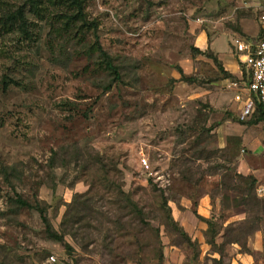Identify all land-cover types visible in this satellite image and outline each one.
I'll use <instances>...</instances> for the list:
<instances>
[{"label":"rangeland","instance_id":"374dc122","mask_svg":"<svg viewBox=\"0 0 264 264\" xmlns=\"http://www.w3.org/2000/svg\"><path fill=\"white\" fill-rule=\"evenodd\" d=\"M84 4L100 44L128 71L110 91L101 89L109 78L95 72L96 58L87 59L74 48L69 54H51L42 44L46 30L39 52L34 44L22 45L14 36L0 37V81L12 80L5 91L0 83V167L13 165L21 172L12 186L0 174V261L264 264L260 147L264 122L255 124L253 116L238 120L235 88L227 86L231 79L223 81L210 58L192 52V47L200 46L197 34L203 31L208 44L203 51L214 55L210 44L215 41L230 62L238 60L234 39L245 36L236 30L243 28V19L257 26L264 0H85ZM248 37L257 41V36ZM87 39L93 41L91 32ZM178 68L194 76L195 82L178 81ZM199 110L212 129L201 143L208 150L218 149L216 132L224 123L221 132L243 130L249 141L234 136L226 150H217L206 160H195L189 152L182 155L193 139L186 132L200 118ZM53 151L58 155L51 169ZM102 164L108 165L111 192L98 184ZM233 166L238 173L255 177L254 187L246 181H229ZM117 186L123 191L119 202H115ZM14 191L46 204L50 223L64 235L63 242L48 237L37 210H21L18 215L10 211L7 198L14 197ZM85 192L107 199L89 204L86 220L73 228L66 225L68 233L80 227L73 239L60 223L75 194ZM160 194L193 245L184 243L164 222L158 209ZM130 201L143 208L149 226L140 229ZM97 213L112 214L113 222L106 224L108 220ZM204 219L212 221L211 230Z\"/></svg>","mask_w":264,"mask_h":264},{"label":"trees","instance_id":"16d2710c","mask_svg":"<svg viewBox=\"0 0 264 264\" xmlns=\"http://www.w3.org/2000/svg\"><path fill=\"white\" fill-rule=\"evenodd\" d=\"M84 3L85 0H0V37L14 36L17 42L22 45L34 44L36 46V51L39 52L42 34L43 31L46 30L45 39L42 44L46 47V49L52 52L51 54H69L70 48H74L75 50L80 49V51L84 53V57L86 56L87 59L96 58L98 72H95L99 75H102L103 73L107 76V78H109V81H106L101 88L102 91L107 92L112 89L114 84L123 82V75L126 76V73H124L126 67L122 65V61L116 63V59L100 44L98 36L96 35V24L88 19ZM236 31L243 34L241 29H237ZM90 32L93 34V41L87 39ZM192 52L193 54H203L210 58L221 74V79H233V76L224 70L221 62L212 53L202 51L198 47H192ZM178 72L180 74L178 81L185 83L195 82L194 76L185 74L180 68H178ZM10 82H12L10 78H1L0 83L3 91L9 87ZM262 114V105L255 100L254 110L250 115L254 117V123L264 121ZM198 115L200 118L196 119L194 122L195 129L194 127H191L188 129L189 131L186 132L188 139L192 136L193 139L188 140V147L186 149H182V155L189 152L191 158L195 160H206L208 157L214 156L215 153H217V150H226L227 147L210 151L207 149V145L204 146L201 144L204 143L205 135L212 129L211 127H206L205 125L207 116L200 110L198 111ZM57 155L56 151H53L51 154L49 159V167L51 169L55 167ZM230 155L232 159L234 154L231 153ZM95 157L99 158L98 155ZM100 168L102 172L99 180L101 181L98 184L104 186V188L107 189L106 192H111L113 190V186L111 180L112 178H110L108 174V165L102 164ZM231 171L233 174H228L230 179L229 181H232L233 179L239 182L246 181L250 184V186L254 187L256 182L255 177L252 175L244 176L241 173H238L235 166L231 168ZM96 173H100L99 170H97ZM0 174L3 180L11 186L12 179L14 178L19 180L21 176V172L13 165L1 166ZM92 183L93 187L97 184L96 181H93ZM116 188L117 191L115 194L116 199L118 200L120 199L118 197L123 195V191L121 186H117ZM104 197V194L97 193V196H95L89 192L75 194V200L68 204L60 223L63 232L68 233L66 228L67 224H71L73 228L74 224H77L82 220H86L85 210L88 205L97 201H106L107 198ZM159 197L160 203L158 205V209L164 213V222L166 225L171 226L178 234V237L183 239L184 243H187L189 246L193 245V242L188 234L173 219L170 207L167 205V198L163 199L161 194ZM7 200L10 204L9 209L13 214L18 215L21 210H37L40 214V218L44 224L48 237L63 242L64 235L57 232L50 223L46 213V204L41 202L36 196L33 200H28L21 194L15 192L14 197H9ZM115 202H119V200ZM41 203L43 205H41ZM130 203L133 206L132 214L136 217L140 229L149 226L148 222L145 220L146 214L143 211V208L135 202L133 203L130 201ZM193 204H196V202L193 201ZM97 215L104 216L105 219L108 220L106 221V224L113 222L110 217L112 214L110 213H97ZM204 220L208 225V229L211 230L212 221L209 219ZM85 224H89L88 221ZM78 230H80V227L75 229V232L68 234H70L73 239L77 238ZM212 236H214V232ZM0 264L10 263L0 261Z\"/></svg>","mask_w":264,"mask_h":264},{"label":"built area","instance_id":"2783aa9c","mask_svg":"<svg viewBox=\"0 0 264 264\" xmlns=\"http://www.w3.org/2000/svg\"><path fill=\"white\" fill-rule=\"evenodd\" d=\"M259 34L258 40L251 43L241 39H234L233 45L237 52L242 56V61L248 72V81L244 83L249 95L243 102V107L240 113V120L247 119L254 110L255 100L262 105L264 114V9L258 17ZM253 48V49H252ZM240 56V57H241ZM229 88L238 86L236 80L228 82ZM236 100H240V95L235 96ZM142 164L147 167L146 160H142ZM50 260H55L54 256L49 257ZM162 264H169L164 262Z\"/></svg>","mask_w":264,"mask_h":264},{"label":"crops","instance_id":"0c3cea01","mask_svg":"<svg viewBox=\"0 0 264 264\" xmlns=\"http://www.w3.org/2000/svg\"><path fill=\"white\" fill-rule=\"evenodd\" d=\"M246 21H248V20L243 19V21L241 23V27H243V28H241V30H242V33L245 36V38L242 37L241 40L245 41V42L253 43L254 42L253 40L252 41L248 40V39H250V37H248V36L250 35V36H252V38L254 36H257V40H258L259 25L257 24V26L252 27ZM197 38L200 40V46H198V48L203 51L206 46L208 47L207 41L205 39L204 32L203 31L199 32L197 34ZM204 45H205V47H204ZM210 46H211V48L214 51V55L222 63V66H223L224 70L226 72L230 73L233 76V79L230 78L231 79L230 81L236 80L238 82V86L234 87L235 89H234V92H233L234 93V95H233V100H234L233 104L234 105L236 104L238 106V110H239V115L238 116L240 117V113H241V110H242V107H243L242 106L243 102L246 99V97L249 95V92L247 91L246 87L244 86V83H247V81H248V72H247L245 64L242 61L243 58H242L241 54L239 52H237V50L235 49V52H236L238 60H235V62H233L234 60L232 62H230L229 61L230 60L229 55L224 54L222 52V50H220V49H218L216 47V46H220L221 47L220 43L217 45V44H215V41H212ZM228 79L229 78H225V79H223V81H227ZM230 89H233V87L230 88ZM236 95H240L241 99L240 100H236L235 99ZM260 123L261 122H258V123H255V124H260ZM224 124H226V123H224ZM224 124H221V125L219 124L220 126L218 127L217 132H216L218 134L217 140L220 141V145H218V148L226 147L227 146L226 143L228 142V139L229 138H234V136L241 137L243 141L244 140H246L247 142L249 141V139H246L247 136L245 134H242L243 130L240 132L241 134L234 133L232 131L221 132L220 130L223 128ZM255 124H252V125H255ZM248 128H250V127H248ZM263 137H264V135L262 136V138ZM250 144H253V142L249 143V145ZM263 144H264V139L262 141V145H260L261 150H262L263 155H264V145ZM257 150H259V149H257ZM204 203H205V198H203L201 203L198 204L199 205V209H200V207H202L204 205ZM184 206L188 207V203L184 204ZM201 209H203V207Z\"/></svg>","mask_w":264,"mask_h":264}]
</instances>
